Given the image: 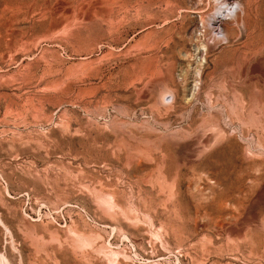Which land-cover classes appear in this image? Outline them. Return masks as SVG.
<instances>
[{
    "label": "rangeland",
    "instance_id": "1",
    "mask_svg": "<svg viewBox=\"0 0 264 264\" xmlns=\"http://www.w3.org/2000/svg\"><path fill=\"white\" fill-rule=\"evenodd\" d=\"M0 264H264V0H0Z\"/></svg>",
    "mask_w": 264,
    "mask_h": 264
},
{
    "label": "bare ground",
    "instance_id": "2",
    "mask_svg": "<svg viewBox=\"0 0 264 264\" xmlns=\"http://www.w3.org/2000/svg\"><path fill=\"white\" fill-rule=\"evenodd\" d=\"M234 17H235V16H234ZM225 37H226V36H225ZM167 93H170V92H169V91H167V92H164L163 94H164V95H166Z\"/></svg>",
    "mask_w": 264,
    "mask_h": 264
}]
</instances>
